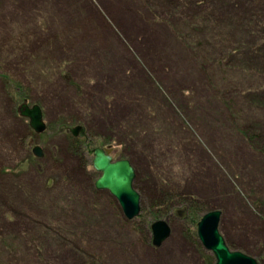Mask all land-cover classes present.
Listing matches in <instances>:
<instances>
[{"label":"rangeland","instance_id":"obj_1","mask_svg":"<svg viewBox=\"0 0 264 264\" xmlns=\"http://www.w3.org/2000/svg\"><path fill=\"white\" fill-rule=\"evenodd\" d=\"M71 1L0 0V262L8 250L16 264H84L88 254L101 264H215L197 225L221 210L225 242L264 264V155L256 143L264 134V0H186L182 9L171 0ZM196 8L218 17L212 30L229 57L224 65L210 56L208 28L188 18ZM10 77L24 86V102L42 108L43 140L16 114L23 98ZM78 125L87 148L79 158L75 137L60 131ZM25 141L43 147V158ZM101 147L137 171L134 220L96 189ZM170 190L198 200L200 214L188 215L184 201L171 213L159 208ZM159 219L172 235L156 248L151 224Z\"/></svg>","mask_w":264,"mask_h":264},{"label":"water","instance_id":"obj_2","mask_svg":"<svg viewBox=\"0 0 264 264\" xmlns=\"http://www.w3.org/2000/svg\"><path fill=\"white\" fill-rule=\"evenodd\" d=\"M20 117L29 119L32 130L41 135L46 132L47 124L43 118V111L38 105L29 106L23 102L18 107ZM83 127L78 125L70 129L75 138H79ZM34 156L43 158L44 151L41 146L33 147ZM93 168L102 173L97 179L96 189L106 190L111 193L120 203L123 214L128 220L136 219L141 213V195L134 189L136 169L128 159L115 160L104 148H95L93 158ZM223 212L213 210L206 213L197 225V233L203 247L214 254L215 264H261L256 259L242 253L232 251L225 242L224 236L219 230ZM151 232L153 235L152 245L156 248L171 237V224L167 220L159 219L152 223Z\"/></svg>","mask_w":264,"mask_h":264},{"label":"trees","instance_id":"obj_3","mask_svg":"<svg viewBox=\"0 0 264 264\" xmlns=\"http://www.w3.org/2000/svg\"><path fill=\"white\" fill-rule=\"evenodd\" d=\"M144 1H146V2H149V1H151V0H144ZM181 1L182 0H171V2H169V3H171V5L173 6V7H175L176 9L179 7V8H181L182 9V6H183V4H185V1L186 0H183L182 1V3H181ZM190 4H191V2H194L195 3V1L196 0H187ZM200 1H202V0H200ZM203 2H205V0H203ZM206 3V2H205ZM185 5H187V4H185ZM196 5V4H195ZM198 6V5H197ZM200 6V5H199ZM201 8H196V12H194V15L192 14L191 16H189L188 18L191 20V21H193L192 22V24H196V25H204L205 26V28H208V30H209V32H207L206 34H204L205 35V38H207V40H208V42H207V44L208 45H210L209 46V51H212V52H214L213 54H211L210 53V56H212L213 57V59H215V60H218V58L220 59V64L221 65H224V63H223V61H225V60H227V58H229V57H226L225 56V54H226V50L225 51H222L221 52V49L220 50H218L217 49V47H219V46H222V44L223 43H221V42H219V41H217V37H216V35L218 34V33H220L219 31H214V30H212V29H216V28H214V27H216V25L218 26V17H217V15L216 16H214V15H211V14H208V13H206V12H204V11H201L202 13H200L199 12V14L197 13L198 11L197 10H200ZM191 10H193V9H191ZM160 15V14H159ZM104 21H106V22H108L109 23V20H107V19H103ZM172 23V22H171ZM255 25H256V22H255ZM212 26V27H211ZM210 27V28H209ZM245 31H250V29L248 30V29H245ZM246 34H248L247 32H246ZM183 43H184V41H183ZM185 45L186 46H188L189 47V49L191 50V47L194 49V50H197V48L199 47V46H196V45H193V43H197L196 41L195 42H192L191 43V41L189 40V39H187V40H185ZM212 43V44H211ZM198 44V43H197ZM192 51V50H191ZM66 61H68V60H66ZM260 65H262V64H260ZM262 67H264V64L262 65ZM57 69H63V67L60 65ZM65 75H67V76H70V75H68V74H66L65 73ZM8 81H9V83L11 82V83H13L12 84V86L15 88V92H17V94H19V95H16V98L18 99L19 98V101H21V99L23 98V100L22 101H27V99H25V97L22 95L21 96V94L23 93V92H25V90H24V86H22V84L21 83H19V81L17 82V79H15L14 77H10L9 79H8ZM74 84V83H73ZM75 86L77 85V86H79V84H74ZM27 97V96H26ZM23 103V102H22ZM17 103H15V105H14V109H15V112H16V114L18 115L19 113L17 112ZM145 108H146V110H148V112H149V114L150 115H153L152 114V112L151 111H153V109H150V107L148 106V109H147V105H145ZM155 114V113H154ZM17 117V119H20V117L19 116H16ZM64 126H61L60 127V131H67V132H70V129H65V127L63 128ZM76 127V126H75ZM27 128V127H26ZM27 130L28 131H30L29 130V127L27 128ZM85 134V128H83V130L81 131V134H80V136H79V138H75V143H78L79 144V146L77 147V148H74V147H72V151H73V156L75 155L76 157H78L79 158V156H82V153L84 152V150H86L87 148H84L85 147V143L83 142V139L81 138L83 135ZM246 136H248L247 134H246ZM40 137H42V140H43V138L45 137V134L44 135H41ZM257 139L259 140H257V145L259 146V151L261 150V153H263V155H264V134L263 135H261V141H260V137H257ZM21 141H23V140H21ZM254 141H256V140H254ZM253 141V142H254ZM26 142V141H25ZM261 142V143H260ZM256 143H254V144H256ZM253 144V145H254ZM22 147H23V143H22ZM25 148L27 147V149L28 148H31V144H30V142L28 141V142H26L25 143V146H24ZM55 151V150H54ZM108 152V151H107ZM56 152H53V159H55L56 160V154H55ZM109 153V152H108ZM29 159H27V160H25L24 162H21V164L19 165L21 168H19V172H23V171H25V169H24V166H25V164H31L29 161H28ZM57 161V160H56ZM28 162V163H27ZM58 162V161H57ZM14 173H17V172H12V173H9V175L13 178V179H15V177L19 174H14ZM3 174H8V171H7V169L5 168V170H3ZM12 174H14V175H12ZM49 185H51L50 184V181L48 180V182H47ZM95 186H96V184H95ZM134 187H135V189H137V186H135V184H134ZM188 199H190V200H188ZM158 200H159V204H158V206H159V208H163V210H169V212L171 213V210H172V208L173 207H175L176 205H180V202H182V201H184V202H186L187 203V205H189V207H188V209H185V211L188 213V215H190V216H195V215H199L200 214V211L197 209L198 208V200H196L195 198H188V197H186V196H181V195H179V194H176L175 192H173L172 190H170L169 191V193L166 195V196H162V197H160V198H158ZM183 202V203H184ZM160 210H162V209H159V210H156L155 212H152V213H154V214H156V212H157V216H159V215H162V213L160 212ZM207 213V212H206ZM154 214H152L153 215V217H154ZM170 215V214H169ZM168 215H166V217H167ZM199 220H200V218H199ZM148 226V225H147ZM146 226V227H147ZM40 226H37L36 225V227H33L35 230H41V228H39ZM63 227H64V229L66 228L64 225H63ZM66 230V229H65ZM57 231H58V228L57 229H55V230H53L52 228H50V232L51 233H53V235H57V238H60L59 236V234H56L57 233ZM49 232V231H48ZM49 232V233H50ZM54 237H56V236H54ZM45 240L43 241V240H39L38 242H37V244H40V246L38 247V249H39V251H38V253L40 254V253H42V251H44L45 249H46V247H45ZM228 243V242H227ZM23 246H21L22 247V250H23V253L25 254V252H28V256H30L29 254H30V251H29V249H30V247L29 246H27V244L24 242L23 244H22ZM229 245V244H228ZM229 247H230V249H232V251H234L233 249V247L231 246V245H229ZM37 249V250H38ZM77 249H79V248H77ZM46 251V250H45ZM4 252V254H5V257H6V260L4 261V262H0V264H16V262H14L13 260H12V258H10V252H8V250L6 251V250H4L3 251ZM38 253L37 252H35V254H34V258H36V259H39V257H37L38 256ZM8 257V258H7ZM86 257V258H85ZM82 259L83 260H81L82 262H84V264H101V258H97V257H95V255L94 254H88V255H85L84 257H82ZM88 260H90V262L88 261ZM88 262V263H87ZM79 263V262H78ZM17 264H19V262L17 263ZM80 264V263H79Z\"/></svg>","mask_w":264,"mask_h":264},{"label":"crops","instance_id":"obj_4","mask_svg":"<svg viewBox=\"0 0 264 264\" xmlns=\"http://www.w3.org/2000/svg\"><path fill=\"white\" fill-rule=\"evenodd\" d=\"M69 1V0H68ZM71 4H72V1L70 0ZM86 7H92V5L90 4V2L88 1L86 4Z\"/></svg>","mask_w":264,"mask_h":264},{"label":"flooded vegetation","instance_id":"obj_5","mask_svg":"<svg viewBox=\"0 0 264 264\" xmlns=\"http://www.w3.org/2000/svg\"><path fill=\"white\" fill-rule=\"evenodd\" d=\"M23 102H24V101H23ZM33 142H35V141H31L30 144L33 145ZM35 145H39V144H35ZM35 145H33V146L35 147ZM39 146H40V145H39ZM42 149H43V147H42ZM107 153H108V152H107ZM108 154H109V153H108ZM112 156H113V155H112ZM113 159H114V157H113ZM115 160H116V159H115Z\"/></svg>","mask_w":264,"mask_h":264},{"label":"bare ground","instance_id":"obj_6","mask_svg":"<svg viewBox=\"0 0 264 264\" xmlns=\"http://www.w3.org/2000/svg\"><path fill=\"white\" fill-rule=\"evenodd\" d=\"M49 31H50V30H49ZM48 33H49V32H48ZM48 37H49V35H48ZM48 45L52 47L51 43H50V44H48ZM134 189H135V187H134ZM135 190H137V189H135ZM151 226H152V224H151Z\"/></svg>","mask_w":264,"mask_h":264}]
</instances>
